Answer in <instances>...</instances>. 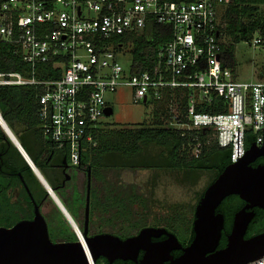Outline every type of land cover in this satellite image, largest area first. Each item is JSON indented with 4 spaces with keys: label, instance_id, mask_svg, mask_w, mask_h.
<instances>
[{
    "label": "built area",
    "instance_id": "built-area-1",
    "mask_svg": "<svg viewBox=\"0 0 264 264\" xmlns=\"http://www.w3.org/2000/svg\"><path fill=\"white\" fill-rule=\"evenodd\" d=\"M231 3L0 0V42L28 66L22 73L0 72V88L38 90L43 138L50 150L67 149L73 166L96 145L94 131L111 107L106 96L125 88L135 102L164 105L165 126L183 136L210 131L237 163L248 150L249 132L253 144L264 146V82H241L227 65L223 13ZM151 24L167 27L171 38L154 64L135 74L132 38ZM249 43L264 48V33L256 31ZM203 147L196 136L193 156ZM248 264H264V257Z\"/></svg>",
    "mask_w": 264,
    "mask_h": 264
},
{
    "label": "trees",
    "instance_id": "trees-1",
    "mask_svg": "<svg viewBox=\"0 0 264 264\" xmlns=\"http://www.w3.org/2000/svg\"><path fill=\"white\" fill-rule=\"evenodd\" d=\"M261 7L264 8V0H232L231 5L228 6L224 13L223 20L226 24L227 35L230 37V45L225 48V53L227 57V65L231 68H234L235 64L236 44L249 41L256 31L264 33V17H257ZM169 31L170 30H168L167 27L151 24L146 29L143 36L132 38L133 73L137 74L143 72L154 64L159 47L165 45L171 38ZM27 70L28 66L19 57L11 53L10 47L5 43L0 42V72L22 73ZM51 76H54V74H51ZM37 94L38 90L30 87H1L0 111L3 119L12 132L15 130L20 133L21 146H23L25 152L41 172V169H44L43 162L45 159L43 156L49 148V143L44 140L41 131L36 100ZM155 105L162 106L160 103H155ZM207 112L217 113L218 111L217 109L210 108ZM152 116L155 121L151 127L126 130H106L99 127V125L93 134L96 145L94 147H89L82 153L80 167L91 170L92 174L91 191L95 193L94 196L91 195L92 208L95 209V211L98 209L102 210L101 212L103 215L108 214L109 217L107 220L110 222L111 219H115V221L125 219L124 210L128 209V206L131 208V204L142 200V197L139 198L136 195L133 196V191L135 189L139 190L134 184L122 185L123 183L121 182L118 183L108 179L107 174L113 170L123 171L126 169L160 168L181 171L188 173L189 175L191 174V176L193 175L194 177L197 176L199 172L214 171L216 176L212 175L213 177L209 183V185H211L225 168L231 164V149L219 147L210 131H203L198 134L195 132H187L183 136L181 132L165 126L166 113L163 108L158 107L155 109ZM27 133H32L35 139L39 142L40 149L38 152H35L34 148L29 143H25L23 138H21V136H24V134ZM196 136L199 137L204 146L203 151L198 158L193 156L194 139ZM105 140L111 143V149H114L116 143L119 141V154L121 155L124 153L127 155V158L136 155H149L155 153L154 156L157 157L156 163L129 164V162L117 160L115 157H112V160L110 161L103 162L101 159L103 152L104 154L111 152L109 149L105 150L102 148ZM4 141L9 143L14 150L16 157L22 164L17 165L16 163H13L11 165L9 163V165H11L10 167L16 171H22L23 174L25 173L22 170V167L26 168L30 176L33 178V181L42 186L22 155L0 127V144ZM253 143L254 137L252 136V133L249 132L246 139L247 148ZM2 147L3 144L0 145V153L6 149H3ZM5 155L6 154L3 156ZM260 162L261 164H264V160H260ZM253 166L256 167L257 165ZM3 169L6 170L7 167H3ZM1 175L2 172L0 171V176ZM49 176L50 175L46 173L47 178H45L49 185L53 187L54 185L50 182L51 180ZM204 192L201 194L198 203ZM3 193L5 194L4 196H6L5 190H3ZM84 196L85 192L82 193V198ZM244 206L245 202L238 196H230L226 198L217 209V213L223 214L225 218V227L219 248H224L226 246L227 236L231 232L234 216ZM65 208L67 209V207ZM143 209L148 211L146 201L144 202ZM255 211L257 213L259 225L256 227L250 226L246 235L247 238L264 233V211L261 209H256ZM146 215H150L149 212H147ZM135 217L137 218V216ZM135 223L139 222L136 221ZM139 231L140 230H134L126 237L123 235H126L127 233L122 234V236L128 238L136 235ZM193 239L194 231L192 229L189 243L181 244L186 247L190 245ZM181 254V252H175L174 256L176 258ZM140 257H142V254ZM96 264H108V262L106 260H104V262L97 261ZM117 264L131 263L118 261Z\"/></svg>",
    "mask_w": 264,
    "mask_h": 264
},
{
    "label": "water",
    "instance_id": "water-1",
    "mask_svg": "<svg viewBox=\"0 0 264 264\" xmlns=\"http://www.w3.org/2000/svg\"><path fill=\"white\" fill-rule=\"evenodd\" d=\"M113 112V108L109 107L105 116H111ZM2 120L5 122L3 117ZM0 127L49 192L54 204L74 226L54 189L47 184L27 154H23L21 145L8 133L1 121ZM261 157H264V146L259 148L252 144L237 163L227 166L208 186L196 206L194 239L186 247L164 228L147 227L126 239L112 234L89 237V174L85 233L75 230L77 241L53 243L49 238L47 224L36 207L33 221H22L12 228H0V264H96L100 258L106 259L109 264L117 260L134 264H248L258 260L264 257V233L251 238H246V233L255 217L253 210L259 208L264 211V166H253ZM230 196H238L245 202V206L234 216L226 246L219 248L225 218L223 214L217 213V209ZM162 236L166 239L153 241ZM173 251H181L182 254L175 258ZM141 252L143 256L139 259Z\"/></svg>",
    "mask_w": 264,
    "mask_h": 264
},
{
    "label": "rangeland",
    "instance_id": "rangeland-1",
    "mask_svg": "<svg viewBox=\"0 0 264 264\" xmlns=\"http://www.w3.org/2000/svg\"><path fill=\"white\" fill-rule=\"evenodd\" d=\"M257 17H264L263 7L259 9ZM228 43H230V40ZM233 69L236 73L237 80L241 82H264V48H255L250 45L249 41L236 44L235 64ZM106 99L114 111L113 115L104 116L100 120L99 127L106 130L151 127L155 121L152 116L153 111L158 107L163 108L165 111L164 105L160 106L153 105L152 103L135 102L132 98L131 90L128 88L119 90L115 94H108ZM13 134L16 138H19L18 141L21 145L20 133L13 130ZM21 138H23L25 143H29L34 148L35 152L39 151V142L32 133L24 134ZM119 144L118 141L115 148L111 149V143L107 140L103 142L102 148L111 151L107 154L103 152L101 155L103 162L110 161L112 157H115L117 160L129 162V164L156 163L157 157L154 156L155 153L149 155H136L130 158H127V155L124 153L120 155L118 148ZM113 151L115 152L112 153ZM41 173L46 177V170L41 169ZM107 175L109 180L118 183L121 182L123 183L122 185L134 184L139 190L135 189L136 191H133V196L142 197V200L139 199V203L136 202L131 204L132 209L128 206V209L124 210L125 219H119L118 221L111 219L110 222L107 220L109 217L108 214L102 215L99 227H97L98 231L111 232L123 239L134 230L141 231L147 227L164 228L173 233L180 243L187 244L189 243V237L195 220V206L198 204L201 194L208 187L212 177L216 176V173L214 171L199 172V174L194 177L193 175L191 176V174L189 175L188 173L177 170L155 168L126 169L123 171L114 170ZM91 188L90 182L89 195L94 196L95 193L91 191ZM60 196L61 195H57L70 212L69 205H67L65 199ZM145 201L147 202L148 211L143 209ZM56 207L57 206L54 205V212L61 215L60 210L58 211ZM147 212H149L150 215L147 216ZM136 221L139 223H135ZM122 234L126 235H123V237Z\"/></svg>",
    "mask_w": 264,
    "mask_h": 264
},
{
    "label": "flooded vegetation",
    "instance_id": "flooded-vegetation-1",
    "mask_svg": "<svg viewBox=\"0 0 264 264\" xmlns=\"http://www.w3.org/2000/svg\"><path fill=\"white\" fill-rule=\"evenodd\" d=\"M2 144V148L6 149L0 153V171L2 172V175L0 176V228H12L22 221H33L37 207L47 224L49 238L53 243L77 241V233L75 230H78L82 234H84L86 231L87 189L89 183V174L92 186L91 170L87 168H81L80 165L73 166L69 161V152L67 149L51 151L48 148L46 154L43 156L45 159L43 162L44 170L47 171V174L49 173L51 180L50 182L54 185L53 187H50L54 189L56 195H61L65 199L67 205H69L70 214L75 226L74 227L65 218L61 211V215L54 212L53 209L55 204L49 195V192L42 184V186H40L35 181H33V178L30 176L26 168L22 167V170L25 173L23 174L22 171H16L10 167L13 163H16L17 165L22 164L16 157L14 150L11 148L9 143L4 141L0 145ZM4 154L6 155L3 156ZM260 160H264V157L257 159L253 165L264 166V164H261ZM9 163L11 165H9ZM3 167H7V169L4 170ZM29 168L31 169L30 166ZM3 190L6 191V196H4L5 194L3 193ZM84 192L85 196L82 198V193ZM256 209L259 208H255L253 210L255 217L251 221L248 230L250 226L256 227L259 225L257 213L255 211ZM101 211L102 210L99 209L95 211V209L92 208V199L90 195L87 227L89 237L101 234L115 235L111 232H101L97 230L103 215ZM165 239L166 237L162 236L161 238L153 239V241L160 242ZM175 252L181 251H173V256ZM141 254L143 256V252H141ZM141 258L142 257H139V259ZM104 260L106 259L100 258L98 261L104 262ZM118 261L122 260H117L113 264H117ZM123 262L134 264L130 261Z\"/></svg>",
    "mask_w": 264,
    "mask_h": 264
},
{
    "label": "crops",
    "instance_id": "crops-1",
    "mask_svg": "<svg viewBox=\"0 0 264 264\" xmlns=\"http://www.w3.org/2000/svg\"><path fill=\"white\" fill-rule=\"evenodd\" d=\"M259 82H261V81H259ZM112 108V107H111ZM11 130V129H10ZM11 132H12V130H11ZM13 133V132H12ZM14 135V134H13ZM14 137H15V135H14ZM15 139L17 140V142L19 143V141H18V139L15 137ZM19 145H20V143H19ZM22 149H23V151L25 152V150H24V148L23 147H21ZM25 154H27L26 152H25ZM27 156H28V154H27ZM28 158L30 159V157L28 156ZM31 160V159H30ZM32 161V160H31ZM33 162V161H32ZM39 170V169H38ZM40 171V170H39ZM114 171V170H113ZM41 173V172H40ZM41 175L43 176V174L41 173ZM48 175H49V173H48ZM44 177V176H43ZM44 179H45V181L47 182V184L49 185V183H48V181H47V179L44 177ZM50 186V185H49ZM57 196V195H56ZM59 199V198H58ZM59 201L61 202V200L59 199ZM61 204L63 205V203L61 202ZM64 206V205H63ZM64 208H65V206H64ZM66 209V208H65ZM66 211L68 212V214H69V216H70V218L72 219V216H71V214H70V212L66 209ZM73 220V219H72Z\"/></svg>",
    "mask_w": 264,
    "mask_h": 264
},
{
    "label": "bare ground",
    "instance_id": "bare-ground-1",
    "mask_svg": "<svg viewBox=\"0 0 264 264\" xmlns=\"http://www.w3.org/2000/svg\"><path fill=\"white\" fill-rule=\"evenodd\" d=\"M0 121L2 123V125L4 126V128L8 131V133L12 136L13 133L9 130L8 126L5 124V122L2 120V117L0 116ZM14 136V135H13ZM12 136V137H13Z\"/></svg>",
    "mask_w": 264,
    "mask_h": 264
}]
</instances>
